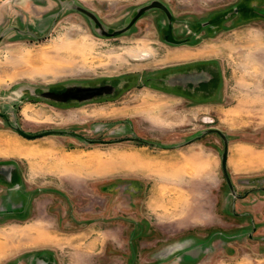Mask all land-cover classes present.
Segmentation results:
<instances>
[{
    "label": "rangeland",
    "instance_id": "374dc122",
    "mask_svg": "<svg viewBox=\"0 0 264 264\" xmlns=\"http://www.w3.org/2000/svg\"><path fill=\"white\" fill-rule=\"evenodd\" d=\"M152 1L0 0V264H264V0Z\"/></svg>",
    "mask_w": 264,
    "mask_h": 264
},
{
    "label": "water",
    "instance_id": "95a60500",
    "mask_svg": "<svg viewBox=\"0 0 264 264\" xmlns=\"http://www.w3.org/2000/svg\"><path fill=\"white\" fill-rule=\"evenodd\" d=\"M152 8H160L162 10H164L168 16H171V12L169 10V8L162 3L161 1H152L149 5H146L145 7L141 8L139 10V12L131 19V21L129 22L128 26L123 28V32L127 31L129 28H131L136 22L137 20L140 18V16L142 15V13L144 11L150 10ZM80 11H82L83 13H85L86 15H88L94 22H96V24H98V26H102L101 21L99 20L98 16H96V14H94L93 12L85 9V8H79ZM167 40L169 42L172 43H182L183 40H177L173 37H167ZM1 41V38H0ZM111 89H113L112 87L109 86H102V87H89V88H79V89H73V90H67L66 92L62 93V94H57V93H51V96H54V98H63V99H67L69 97H78L80 99H87V98H91L95 95H99L102 93H105L107 91H110ZM16 130L22 135L25 136L27 138H36V137H41V136H45L48 134H55L58 131L55 130H50V131H44L38 134H29L27 132H25L24 130H22L19 127H16ZM207 133H217L218 135H220L223 140H224V149H223V153H222V169H223V173L225 175V178L227 180L228 185L230 186V189L232 191V193H235L234 190V186L230 177V174L228 172V168H227V158H228V139L226 137V134L218 129V128H209L206 131H204L201 135L207 134ZM201 135L196 136L195 138H193L192 140L198 139ZM136 141L138 142H144L142 139L135 137L134 138ZM97 141V140H96Z\"/></svg>",
    "mask_w": 264,
    "mask_h": 264
},
{
    "label": "flooded vegetation",
    "instance_id": "af4514ba",
    "mask_svg": "<svg viewBox=\"0 0 264 264\" xmlns=\"http://www.w3.org/2000/svg\"><path fill=\"white\" fill-rule=\"evenodd\" d=\"M242 0H238V2H241ZM160 9V8H159ZM162 10V9H161ZM166 16L168 17L166 21H164V25H166V27H163L165 30H169L170 28V21L172 20V16H168L167 13L162 10ZM236 16H239V20L240 22H242L241 24H246V22H248L249 18H245L248 13H245L243 12L242 10H240L239 7H237V10L235 11L234 13ZM225 25V23L223 24V26ZM185 27H187V24L185 25ZM192 31V30H190ZM189 31V33H190ZM167 37H172V36H167ZM197 37H199V35H197ZM196 37V38H197ZM186 42L183 40L182 43H173V44H176V45H184V44H188L189 40H192V38H186ZM172 43V42H171ZM195 70H190V69H187L186 67L184 69H180L181 71H179L178 73H180L178 76H174V78L172 79V81H175L177 86L181 87L182 86V89L180 88H176L178 91H175V93L179 92L178 95H182L184 98H186L187 96L186 95H192L193 97H197V96H201L202 94V91H197V90H192L189 94L188 92L186 91V89L183 87L184 85H182L181 83H184L187 79H191L192 82H195L196 86L197 87H200L201 85H212L213 88H215L216 86V90L214 91L215 94H218L219 90H218V86L220 84V81L219 80H216V79H213V78H206V75L203 74L202 70H198L197 69V66L195 65ZM152 79V77L150 78ZM194 80V81H193ZM147 81H150L149 79H147ZM195 86V88H197ZM122 94V91L120 90V88H116V89H113V90H110V91H107L105 93H102L101 97H105L106 99L110 98V99H115V98H119L120 95ZM186 94V95H185ZM214 93L212 94L211 93V96H214L215 95ZM112 95H115L113 98L111 97ZM189 95V96H190ZM98 96V95H97ZM100 96V95H99ZM190 96V97H192ZM216 96V95H215ZM75 98H78V97H75ZM80 99V98H79ZM86 100V99H85ZM103 101H107V100H103ZM128 138H124V140H127Z\"/></svg>",
    "mask_w": 264,
    "mask_h": 264
},
{
    "label": "crops",
    "instance_id": "0c3cea01",
    "mask_svg": "<svg viewBox=\"0 0 264 264\" xmlns=\"http://www.w3.org/2000/svg\"><path fill=\"white\" fill-rule=\"evenodd\" d=\"M199 155L200 154L198 152H193V153H190L189 155H186V156L183 155V157H184V159H186V157H189V161L191 164V163L200 162L201 157ZM228 157H229V146H228ZM228 160H229V158H227V168H228ZM177 164H178V160L173 159V158H170L169 160L164 161L165 175L168 173L170 178L176 177V175H174V173L177 172V170H176ZM179 164H180V161H179ZM221 165H222V162H221Z\"/></svg>",
    "mask_w": 264,
    "mask_h": 264
},
{
    "label": "bare ground",
    "instance_id": "6f19581e",
    "mask_svg": "<svg viewBox=\"0 0 264 264\" xmlns=\"http://www.w3.org/2000/svg\"><path fill=\"white\" fill-rule=\"evenodd\" d=\"M86 166V165H85ZM6 244H0V248L5 249Z\"/></svg>",
    "mask_w": 264,
    "mask_h": 264
}]
</instances>
